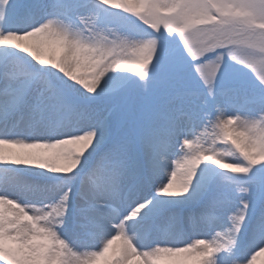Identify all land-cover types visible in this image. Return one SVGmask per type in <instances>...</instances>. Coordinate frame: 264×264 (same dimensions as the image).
I'll return each instance as SVG.
<instances>
[{"label":"snow or ice","instance_id":"snow-or-ice-1","mask_svg":"<svg viewBox=\"0 0 264 264\" xmlns=\"http://www.w3.org/2000/svg\"><path fill=\"white\" fill-rule=\"evenodd\" d=\"M0 264H264V0H0Z\"/></svg>","mask_w":264,"mask_h":264},{"label":"rangeland","instance_id":"rangeland-1","mask_svg":"<svg viewBox=\"0 0 264 264\" xmlns=\"http://www.w3.org/2000/svg\"><path fill=\"white\" fill-rule=\"evenodd\" d=\"M195 238V237H194Z\"/></svg>","mask_w":264,"mask_h":264}]
</instances>
